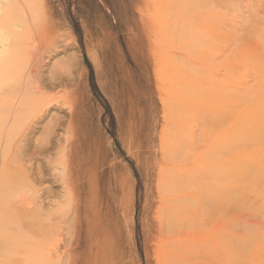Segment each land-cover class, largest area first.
<instances>
[{"label":"rangeland","instance_id":"obj_1","mask_svg":"<svg viewBox=\"0 0 264 264\" xmlns=\"http://www.w3.org/2000/svg\"><path fill=\"white\" fill-rule=\"evenodd\" d=\"M167 2L45 0L0 22L20 57L0 85L42 56L56 106L27 141L37 106L0 114V264H158L159 187L173 168L180 194L207 186L179 263L264 264V185L239 180L251 158L242 122L264 116L238 104L264 90V0H179L173 12ZM22 97L12 85L2 98Z\"/></svg>","mask_w":264,"mask_h":264},{"label":"bare ground","instance_id":"obj_2","mask_svg":"<svg viewBox=\"0 0 264 264\" xmlns=\"http://www.w3.org/2000/svg\"><path fill=\"white\" fill-rule=\"evenodd\" d=\"M190 1L191 0H185L186 3H189ZM36 2H39L40 5L41 4L44 5L45 0H0V22L6 18L11 17V16H21L24 19H27L29 16L32 15V11L34 10V8L36 6ZM178 3H179V0H168L167 4L169 5V7H171V5H173V9L171 7V9L168 10V12H173L174 6L178 5ZM174 13L177 15L176 12H174ZM189 16H191L190 13H189ZM232 21H234V20H232ZM236 21L237 20H235L234 22H236ZM147 23L149 24L150 27H152V25H154V26L156 25L154 21H152V22L147 21ZM240 23L242 24L243 21L242 22L240 21ZM228 24H231V23L228 22ZM228 24H227V27H228ZM236 24H239V22ZM236 24L234 23V25H236ZM229 26H231V25H229ZM240 27L242 28V25H240ZM240 27H238V28H240ZM152 29L155 31V28H152ZM235 29H237V28L235 27ZM230 31L232 32L231 29H230ZM230 31H228V32H230ZM232 33L235 35L234 31ZM231 34H229V35H231ZM236 34L237 35L232 40H236L240 33L238 34V32H237ZM229 40H231V38ZM9 42H10L9 36L3 35L1 28H0V72L2 70H7V69L12 68L14 65L17 64V61L20 60V57H17V54L13 53V51H12L13 47L11 46V44ZM33 43H35L34 37L32 35H30L28 40L22 44V45H24L23 48H25L27 50L26 52H28L30 50V49L28 50V47L31 48L32 47L31 45ZM25 45H27L28 47H25ZM230 49H228V51L226 53H228ZM232 50L233 49H231L230 53L234 54ZM27 54H29V52ZM227 56L229 57V56H231V54L227 55ZM254 56H256V55H254ZM30 57H31V60L27 61L26 70L25 71L23 70V72L20 73V78H18L15 81V83H6L4 85H0V114L2 116H7L6 120L9 119L10 116L16 115L18 113V110L21 107H25V106L31 105V104L37 106V109L39 111V114L36 115L37 120H36V122H33L34 126H32V131L30 130L31 132L28 133V136L25 138V141L28 140V138L31 135V133L33 132V130L36 129V127L38 126L37 122L44 119L56 107L55 105H53L51 100H49L48 98H44V91L46 90L47 83L42 79V77H40V75H41L40 70L42 68L41 61L43 63V57L41 56L40 58H38V57L35 58L36 55H34V54H33V56H30ZM258 57H259V55H258ZM241 60H244V59L241 58ZM259 65H261V63ZM262 66H263V64H262ZM260 68H261V66H260ZM257 69L255 71L256 73H254L253 75H255V74L257 75V72L259 71ZM262 70L264 71V68H262L260 71H262ZM261 74H263V72L262 73L260 72L258 77ZM253 79H255V78H253ZM255 80H259V79H255ZM254 83L256 84L257 82H254ZM262 84H264V83H262ZM12 85H16V86L19 85V88L23 90L22 100L11 101L10 103L3 102L2 97L5 94V91L8 90V88H10ZM260 85H257V86H260ZM261 86H264V85H261ZM243 89L244 88H242L241 91ZM247 89H251V87L247 88ZM262 89H263V87H262ZM253 91L254 90H252L250 92V91L246 90L244 92V94H240L241 92H239L240 96H238V104H240V107L243 105V108L241 107L242 111L240 113L244 114L245 116H247L249 118H258L261 115L264 116V113H263L264 111L263 110H262L263 112L260 111V109L262 108L261 106L264 105V90L261 91L262 93L261 92L259 93L257 91L253 92ZM187 95H189V93ZM226 96L228 98V94L224 95V93H223L222 94L223 98L222 97H221L222 99L218 98V100L221 101V103H218V105L220 106V107L218 106L219 108L225 106V102L227 100ZM184 97L186 98V94L182 93L180 96V98H182L181 99L182 101L184 100L183 99ZM194 98L198 99V97H194ZM205 101L206 100H204V103H205ZM3 103H5V104H3ZM205 104H208L210 106L213 105V104L211 105V103L209 104V102L205 103ZM213 107H216L215 104ZM213 107H212V109H215ZM207 109L210 110L211 108H207ZM204 110L202 109V111H204ZM209 113H211V112H209ZM209 113H208V115H210ZM16 118L17 117H15V119ZM15 122H16V120H15ZM6 124H7V122L5 123V125ZM3 125H4V123H3ZM3 125L0 127L1 131L4 129ZM242 126H243L242 132H241L242 140L240 143H241V146L244 150L249 151L251 158H250L249 163H248L249 165H245L247 167L244 166L245 168L243 167L241 170H239V173H240L239 174V180L240 181H243V180L247 181L248 180V181H251L252 183H255V184L261 183L262 185H264V128L261 127V126H264V122L263 121H260L258 123H256V122H254V123H251V122L243 123L242 122ZM254 126H260V128H255ZM6 127H8V124ZM199 134H201V133H199ZM200 137L198 136L196 138L198 139ZM201 139H203V138H201ZM177 144L179 145V142ZM196 153H197V151H195V154ZM195 156H197V154ZM195 156L193 157V160L196 158ZM186 167H189V166H185L184 168H186ZM184 168H182V169H184ZM168 170H171V168H169ZM172 170H174L175 172L171 173L170 171H168V174H165L166 176L165 175L163 176V178L160 182L161 186L159 187L160 193L158 195L159 196L158 212L156 214V220H155L156 221V224H155L156 228L155 229L157 231V241H158V252H157L158 253L157 254L158 264H180L178 259L180 258V255L183 252V250L182 251L180 250L181 244L183 242H191L194 239V232L191 229V216L193 213V211H192L193 205H194V203L199 202L201 193L207 187L206 184L204 183L205 185L197 186L198 189L192 190L191 194H186V193L180 194L179 191L183 187L182 180H181L180 176L182 174L181 171H183V170L178 172V174L174 168ZM165 171L167 173V169ZM207 181L211 182L210 180H207ZM205 182H206V180H205ZM209 182H207V185L209 184ZM0 186H1V181H0ZM201 186H202V189H201ZM204 186H206V187L203 188ZM197 187H195V188H197ZM240 232H242V231H240ZM242 236H246V235H242ZM183 244H184V246H185V244H188L189 247L191 246L190 243H183ZM241 248H242V251L244 252V254L246 255L244 246H241ZM257 256H260V253L254 252L253 255L250 254L251 259H255ZM211 261L212 260L207 261V262H203L201 264H208ZM235 264H237V263H235Z\"/></svg>","mask_w":264,"mask_h":264},{"label":"trees","instance_id":"obj_3","mask_svg":"<svg viewBox=\"0 0 264 264\" xmlns=\"http://www.w3.org/2000/svg\"><path fill=\"white\" fill-rule=\"evenodd\" d=\"M92 83H93L94 88L97 89V86L95 85L94 77L92 78Z\"/></svg>","mask_w":264,"mask_h":264}]
</instances>
